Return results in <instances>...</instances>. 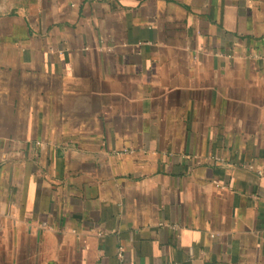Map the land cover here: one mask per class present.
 <instances>
[{
  "label": "crops",
  "instance_id": "0c3cea01",
  "mask_svg": "<svg viewBox=\"0 0 264 264\" xmlns=\"http://www.w3.org/2000/svg\"><path fill=\"white\" fill-rule=\"evenodd\" d=\"M0 264H264V0H0Z\"/></svg>",
  "mask_w": 264,
  "mask_h": 264
}]
</instances>
